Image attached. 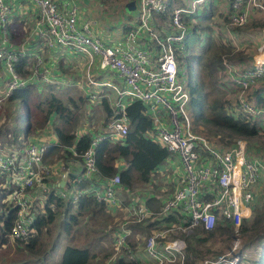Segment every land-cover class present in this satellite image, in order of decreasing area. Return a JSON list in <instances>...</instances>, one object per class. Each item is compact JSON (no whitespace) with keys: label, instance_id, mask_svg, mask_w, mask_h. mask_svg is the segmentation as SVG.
Instances as JSON below:
<instances>
[{"label":"built area","instance_id":"obj_1","mask_svg":"<svg viewBox=\"0 0 264 264\" xmlns=\"http://www.w3.org/2000/svg\"><path fill=\"white\" fill-rule=\"evenodd\" d=\"M27 1L30 9L28 19L36 43L44 51L66 49L80 55L84 60L88 102H96L105 96L112 104V116L106 125L93 133L83 151L77 152L73 145L77 137L88 133V130L76 133L72 145L64 146L72 156L69 159L78 160L81 164L79 173L65 180L67 188L57 185L64 173L70 171L64 161L57 160L54 164L45 162L47 148L58 146V143L47 139L49 125L26 140L23 136L18 138V144L14 146L0 147V188L6 190L4 201L8 203L7 208L15 211L9 238L27 240L35 234L36 219L45 216L47 210L52 212L56 209L55 199L74 202L84 194L103 202L109 210H124L125 221L120 225L119 232L113 234L112 242L113 247H123L127 253L132 252L125 243L130 233L123 225L154 221L171 210H179L183 214L180 223L153 231L144 238L141 236L142 254L129 255L132 260L140 261L145 257L154 264H184V240L173 236L175 232L187 233L195 227L211 231L220 218L228 220L231 228L237 231L242 218L249 215V211L245 214L244 210L253 203L254 186L264 179V160L251 156L241 139L234 140L229 147L217 146L192 130L191 118L184 111L189 103V92L178 71V56L184 54L193 17L210 0L180 1L171 7L166 0H130L134 6L131 12L135 14L125 22V30L120 32L118 29L119 35L115 38L96 33L95 28L99 26L94 17H78L74 0ZM212 1L227 4V25L230 28L227 36L235 42L239 37L231 28L243 26L250 9L264 11V0ZM7 2L0 0V59L10 80L5 87H0V110L12 89L39 81L42 85L60 83L52 77L50 67L43 64L41 51L38 57L34 55L32 69L28 67L31 63L25 66L28 70L25 77L13 70L17 55L25 54L20 50L15 53L9 46L8 49L6 47V24L11 13ZM153 14L164 15L167 21L163 24L154 22ZM258 35L259 42L247 63L245 60L232 63L222 58L221 70L234 90L233 97L239 110L250 118L264 122V86H261L264 85V25ZM27 61L31 62L28 56ZM95 61L97 69L93 67ZM257 86L263 88L253 97L251 90ZM248 96L252 98L247 100ZM258 99L261 105L255 103ZM134 100L145 104L151 120L152 138L170 156L177 157L182 170L180 186L156 211L137 202L122 206L117 174L108 178L98 177L96 184L81 185L97 177L93 156L96 144L102 139L122 141L124 138L127 130L124 108ZM67 192H70L68 196ZM168 234L172 237H167ZM203 261V264L252 263L236 237H233L224 254Z\"/></svg>","mask_w":264,"mask_h":264},{"label":"trees","instance_id":"obj_2","mask_svg":"<svg viewBox=\"0 0 264 264\" xmlns=\"http://www.w3.org/2000/svg\"><path fill=\"white\" fill-rule=\"evenodd\" d=\"M179 1L180 0H166L168 7H171ZM14 7H16V5H14ZM207 18L208 15L206 19ZM153 20L154 22L163 24L167 21V17L153 14ZM258 26V23H247L243 27ZM241 28L242 27H232L231 30H234V34L239 37L242 31L240 32L238 30H241ZM191 31H193V29ZM8 32L12 37V29L9 27ZM238 41H243V38L239 37ZM209 44L214 45L210 46ZM213 47L216 48L212 49ZM10 49L15 53L19 51L16 47ZM223 55H226V59L232 63L244 61L246 59L244 58L243 50L232 52L227 46L206 41L205 43L199 44V46L194 49L186 46L184 54L178 56V71L179 76L184 79L189 92L188 108L190 109L193 128L201 127L208 138L212 139L213 137L216 139L217 144H221L219 146L229 147L236 138L251 139L259 135V133H262V122L258 118H250L239 110L233 97L234 90L220 70L222 68L221 57ZM26 56V54L17 55V60L13 62V70L21 77H25L28 74V70L25 66L28 65L29 62ZM45 58H48V56ZM191 62L194 64L195 68L193 74L189 72V63ZM45 64L50 67L48 61H46ZM57 65L60 68V61ZM50 69L52 70V77L60 80L58 69L56 71L54 68L50 67ZM36 85H38V83H28L22 87L12 89L9 92L6 102L10 103V110L12 106V111H17L15 105L17 101L21 102L23 110L20 116L13 117V121L15 122L13 126H11L12 128H5L3 131H0V147L7 144L9 146H14L16 143L18 144L17 120L23 119L24 127L21 132L25 140L35 136L48 125L51 127L58 146L52 145L47 148L44 155L46 164H54V161L57 160L65 161L72 157L64 146L72 145L73 139L76 138L75 130L79 120V106L74 102L71 96L63 98V93L57 95L53 94V88L50 84L43 85L47 88L45 92L49 91L44 94L37 92L38 90L36 89L38 88H35ZM262 88L263 87H258L252 90L253 97L259 94ZM251 98V96H248L247 100ZM77 100L81 102L82 98L80 95H78ZM97 102L98 105H101L104 114L102 124L100 125V127H102L110 120L112 110L105 96ZM261 104L262 102H260V105ZM10 110L6 112V117L10 116ZM124 116L127 126L124 138L122 141H113L109 140V138L102 139L96 144L93 156L97 177L92 178L90 181L87 180L82 182V186L86 187L93 183L96 184L99 181L98 177L108 178L117 174L119 177V187L121 186L127 190H134L142 184H149L156 174L157 168L169 159L170 154L151 136V120L146 113V106L142 101H130L124 108ZM53 118L54 123L52 122ZM92 135L90 133L79 135L77 141L73 145L74 149L77 152L86 149ZM261 146V148L264 149V141L261 143ZM51 154H54L57 160H46ZM120 162L124 164V167L119 166ZM5 191L4 188H0V195L4 197ZM148 200L149 199L139 202L137 194H133L132 197L126 196L122 199L121 205L126 206L131 202H139L148 207ZM54 201L56 209L52 212L47 210L45 216L36 219L34 223L35 234L25 241H15V256L8 255L11 253V249L6 246L8 244L7 237L9 238V230L15 219V211L7 208L6 214L0 215V264H31L30 260L40 264L42 258L47 253L46 249L50 247L49 237L53 233L52 224L58 216H62L60 227L67 237L72 238L73 234L74 243L78 245H82L83 241L87 243L82 246H64L56 264H140L137 262V259H130L126 249L123 247L119 249V252L117 251L119 254L113 261L105 263L106 259L108 260L113 253L117 254L116 251L114 252L115 248L112 247V238L114 233L119 232L120 225L125 221L124 216L120 218L117 217L119 220L118 222L112 221V218L115 217L114 213L110 212L103 202L98 201L92 195L84 194L74 202L59 199H55ZM159 206L160 205L149 207L153 208L152 211H155ZM256 207L253 208V206H251L252 216L251 225L249 227H243L242 224H244L245 219L243 218L241 220V232L246 230L258 232L260 228H262L264 232V202L258 208ZM102 213H105L104 218H101ZM108 213L112 218H110ZM182 218L183 214L179 210H171L163 217L154 221L127 223L123 225L124 228L129 229L130 233V235L125 238L127 249L133 248L135 241H137L139 237H146L153 231L176 225L181 222ZM91 220L94 222L101 221L103 225H106V222H112V224L109 225V229L104 231V234L101 229H98V231L96 229L89 230L88 227L87 230H80V227L87 226L84 221L87 222ZM230 230L231 223L228 220L220 218L217 219L216 225L211 231H205L201 227H195L193 234L188 236H183L182 232L178 231L177 234L180 235L176 234V237L182 238L185 244L184 264H194L197 259L201 260L206 254L213 253L204 246L205 241L216 235H220V233H226V236L230 238L228 235ZM110 235H112V246L103 247L104 251L98 255L96 250L100 249L101 246L98 247L96 244H91V240L96 236V241L104 242L108 237L110 238ZM173 236L175 235L173 234ZM167 237L172 236L168 234ZM49 251L52 255L53 249H49ZM262 257H264V250ZM251 264H254L253 260Z\"/></svg>","mask_w":264,"mask_h":264},{"label":"rangeland","instance_id":"obj_3","mask_svg":"<svg viewBox=\"0 0 264 264\" xmlns=\"http://www.w3.org/2000/svg\"><path fill=\"white\" fill-rule=\"evenodd\" d=\"M19 2L17 4V8L13 10V12L10 13L8 16V21H7V29L8 27L12 29V37L9 35V32H7V38H8V43H7V49L8 46L10 48L16 47L18 50H20L23 54H26L28 58L31 59L30 68H33V58L34 55L38 57V52H42V62L45 64L46 61H48L49 65L51 68H54L56 71L58 69L59 75L61 78L60 84H50L51 87L53 88V94L57 95L59 93H63V98L66 96H71L74 99V102L77 103L79 106V120L76 125V129L80 127L79 129L75 130L76 133H80V131H85L88 130V133L91 135L93 132L96 133L100 129V125L102 124L103 120V112H102V107L101 105H98V102H93L89 103L88 102V91L87 85L85 84V66L84 63L82 64V57L80 55H75L72 54L71 52L67 51L66 49H63V51L60 50H53L51 52H44V50L41 48V45L35 42V38L32 37V29L30 22L27 20L29 10L28 5L29 2L27 0H18ZM180 2V1H179ZM178 2V3H179ZM12 9V5L15 3V0H9L7 2ZM74 3L77 4V14L78 17H85V18H92L94 17L97 20V24L99 27L95 28V32H100L102 36L104 37H109V38H115L118 37L119 32L118 30H113V28L117 27L119 24H121L124 21H121L120 16L123 18H127L128 21L130 20L131 16L135 14V12L132 11V2L130 0H74ZM30 4L32 5L33 9L35 10V4L31 1ZM83 6L85 7L83 9ZM93 9H92V8ZM21 9V10H20ZM83 10V11H82ZM200 10V8L198 9ZM219 10L216 9V12L213 13L214 15L211 14H206L203 16L202 20L196 21L194 19V22L192 25L193 31H191V35L189 36V40H187V46L189 48H196L199 46L201 43H205L206 41L209 42H215L217 44H221L223 46L229 47V49L232 52H237L240 50L244 51V58L245 62L249 60V56L255 52L256 45L254 41L258 39L257 37L253 36L254 32L260 31L261 27L264 25L260 24L258 27H247L244 28L243 26L246 25L248 22H246L242 27L241 30L243 34L248 35L249 39H245L241 41V43L235 42L232 39H230L227 36V31L230 29L228 24V14L225 12V17L222 15H219ZM208 15V18L206 19ZM118 18V19H117ZM263 20H256L252 21L249 23H264V18H261ZM249 20V19H248ZM247 20V21H248ZM118 22L119 24H117ZM130 23V22H129ZM248 23V24H249ZM131 24V23H130ZM132 25V24H131ZM232 27V26H231ZM125 27L121 26L120 32H122ZM236 28V27H233ZM252 29V30H250ZM234 31V30H233ZM30 39V40H29ZM210 46L214 44H209ZM235 47H237L235 49ZM216 47H213L214 49ZM29 53V54H28ZM37 53V54H36ZM26 56V57H27ZM48 56V58H45ZM72 58V59H70ZM224 58L226 59V55H223L221 59ZM49 59V60H48ZM244 60V59H243ZM60 61V68L58 67V62ZM86 62V61H85ZM97 62L95 61L93 67L97 69ZM0 87H5L6 82L9 79V74L6 70L3 69V60L0 62ZM194 64L191 62L189 63V72L191 74L194 73ZM222 69V68H221ZM220 69V70H221ZM221 73L224 74L221 70ZM96 77V76H94ZM112 78V76H111ZM67 81V83H66ZM39 84L36 85L35 88H38L37 92L40 94H44L46 92L45 88L46 86H43L42 83L39 81ZM78 95L81 96L82 100L81 102L78 101ZM102 97H100L101 99ZM99 99V100H100ZM115 101V98L113 97V102ZM126 102V100H125ZM109 107L112 110V104L108 102ZM16 105V112L13 110L12 111V106L10 110V103L5 102L3 108L0 110V131H3L5 128H12L14 122L13 117L15 116H20L21 112L23 110L21 102L17 101L15 102ZM10 110L9 112V117H6V112ZM185 113L191 118L190 115V109L188 108L187 104L184 107ZM15 112V114H14ZM6 117V118H5ZM52 122L54 123V118L52 119ZM52 125V124H51ZM24 127V121L23 119H18L17 120V128H18V134L17 138L22 137V132ZM191 128L193 131L198 133L200 136H204L206 139H208L213 145H221L217 144V141L215 138L212 137V139L208 138L206 136L205 132L201 127H194L192 125V119H191ZM49 129L46 136L48 141H50L52 138H55L53 135V132L51 130V127L47 128ZM261 132L259 135H257L254 138L251 139H243V138H236V139H241L243 140L248 148V152L251 156L257 157L260 160H264V149L261 147V143L264 141V122H262V128ZM234 139V140H236ZM233 140V141H234ZM9 146L8 144L5 145V148ZM11 146V145H10ZM57 160V157L54 154H51L46 158V160ZM46 162V161H45ZM55 162V161H54ZM164 171H160L156 173L149 184H142L138 187H136L134 195H138L137 198H139L141 195H145L146 193L151 192L149 195H153L155 199H160L163 197V195L170 194L173 188H171V182H175V180L171 181L172 177L168 179V183L165 182V180L162 178V173ZM161 173V174H160ZM264 183V179L260 182V184ZM6 194V192H5ZM4 194V196H5ZM70 194V192H67V196ZM264 194V192H263ZM4 198L2 195H0V215L1 214H6V209L8 207V203L4 201ZM152 198V199H153ZM154 199V200H155ZM264 202V195L256 197L255 202L252 204L253 208L256 206H260ZM258 206V207H259ZM256 207V208H258ZM252 208V209H253ZM107 213V212H106ZM115 217L112 218V216L108 213L110 218H112V221H119L118 218L120 217H125L124 213L122 211H116L113 212ZM254 215V214H253ZM251 216H252V211L250 209V215L247 218H244V224H242L243 227H249L251 225ZM105 217V213L101 214V218ZM118 217V218H117ZM62 220V216H58L52 224V229L53 233L49 237L50 241V247L49 249H53L52 255L49 251L47 250L46 255L42 258L40 264H56L59 255L61 251L63 250L64 246L66 245H72V246H82L85 245L87 242L83 241L82 245H78L74 243V235L72 234V238L67 237L61 227H60V222ZM247 220V222H246ZM86 227H80V230H87L89 227L90 229L97 230L101 229V231H106L109 229V225L112 224V222H106V225L101 222L97 221L94 222L93 220L85 222ZM83 223V224H84ZM240 227L237 229V231H234V229L231 228L228 236H226V233H220V235H216L215 237L208 239L205 241L204 246L207 247L208 249L211 250V252L216 253V254H206L203 259H197V261L194 264H203V260L205 259H210L213 258L217 255L224 254L230 247L232 243L233 237L238 238L240 245H243V248H245V255L249 257V259H252L254 264H264V257H262L263 250H264V232L262 231L263 229L260 228V231L258 232H251L249 230H246L244 232L240 231ZM214 229V228H213ZM212 229V230H213ZM194 228L191 230L189 229L187 233L183 232V236H188L193 234ZM177 232H175L176 236ZM219 234V233H218ZM180 235V234H177ZM112 235H110V238L106 239L104 242H98L96 241V236H94V239H92L90 242L91 244H96V246H101L100 249L96 250V253L99 255L101 252L104 251L103 247L107 246H112L111 242ZM144 238V236H143ZM142 238V239H143ZM139 237L137 241H135V244L133 246L132 252L128 251V255L132 256H140L142 254V239ZM46 240V238H45ZM110 240V241H109ZM113 240V238H112ZM7 242L8 248L11 249V253L8 255L10 256H15L14 254V243L15 240H12L11 238L7 237ZM111 242V243H110ZM5 246V247H6ZM113 247V246H112ZM115 248V247H114ZM113 248V250H114ZM106 251V250H105ZM119 252V249L115 248L114 252ZM112 254L109 259L105 261V263H109L110 261H113L115 257L119 254ZM145 259V257H143ZM23 259V258H22ZM21 259V260H22ZM20 260V261H21ZM263 260V261H262ZM31 264H38L32 262L30 260ZM140 264H154L151 260H148L144 263H142V258L140 261H137ZM29 264V263H28ZM111 264V263H110Z\"/></svg>","mask_w":264,"mask_h":264},{"label":"crops","instance_id":"obj_4","mask_svg":"<svg viewBox=\"0 0 264 264\" xmlns=\"http://www.w3.org/2000/svg\"><path fill=\"white\" fill-rule=\"evenodd\" d=\"M7 1H9V0H7ZM181 2H185V1H187V0H180ZM16 2H19L18 0H15V3L12 5V9H11V12H13V10L14 9H16L17 8V4L18 3H16ZM14 5H16V7H14ZM19 5V4H18ZM85 7L83 6V9H84ZM92 8V7H91ZM93 9V8H92ZM216 9H218L220 12H219V15H222L223 17H225V12H227V4L225 3V2H217V1H212V0H210V1H207L203 6H202V8H200V10H197V12H196V14H195V16L193 17V21H194V19L198 22V21H200V19L203 17V16H205L206 14H211V15H214L213 13H215L216 12ZM21 10V9H20ZM83 11V10H82ZM29 17H27V20L30 22V20L28 19ZM261 18H264V11H260V10H256V9H250L249 10V16H248V23L249 22H252V21H256V20H263V19H261ZM118 19V18H117ZM120 19H121V21H124V22H122L121 24H119L118 22H116L117 24H119L116 28H113V30L115 31V30H118L119 28H121V26H124V24H125V22L127 21V18H125V17H121L120 16ZM202 20V19H201ZM260 24H264V23H259V25ZM30 25H31V22H30ZM250 30H252V29H250ZM253 36H255V37H257L258 39H256L255 41H254V43H255V45L257 46V43L259 42V35H258V32H254V34H252ZM239 37H241V38H243V40H245V39H249V36L248 35H245V34H243L242 32L239 34ZM35 42H36V40H35ZM49 52V51H48ZM64 52V51H63ZM29 54V53H28ZM70 59H72V58H70ZM84 63V60H83V58H82V64ZM261 86H264V85H262L261 84ZM257 87H260V86H257ZM252 91V90H251ZM255 103L257 104V105H260V101H259V99L257 100V101H255ZM52 143H56V138H52L51 140H50ZM119 166L120 167H124V164H122L121 162L119 163ZM68 168H69V170H71L72 168L71 167H69L68 166ZM160 171H164L163 173H162V178L165 180V182H167L168 181V179L170 178V177H172V179H171V181H173V180H175V182L173 183V182H171V188H173V190L171 191V193L169 194H166V195H163V197L162 198H158V199H155V198H153L154 196L151 194V195H149L151 192H149V193H146L145 195L143 194V195H141L140 197H139V202H143V201H145V200H147V199H149L148 200V202H149V206H151V207H155V206H157V205H160L161 206V204L167 199V198H169L171 195H172V193H173V191L175 190V189H177L179 186H180V179H181V177H182V170H181V168H180V165H179V161H178V159H177V157L176 156H170L169 157V159L166 161V162H164L161 166H159L158 168H157V170H156V173H158V172H160ZM161 174V173H160ZM59 180V178L58 179H56V181H58ZM168 183V182H167ZM136 189V188H135ZM135 189L134 190H127V189H125V188H122L121 186H120V188H119V190H118V192H119V194H120V196H121V199H124L126 196H129V197H132V195L134 194V192H135ZM253 191H254V200H253V203L255 202V200H256V197H258V196H261V195H264L263 194V192H264V183L263 184H258V185H256V186H254V189H253ZM138 196V195H137ZM153 198V199H152ZM120 199V200H121ZM155 199V200H154ZM139 202H137V203H139ZM142 204V203H141ZM148 204V203H147ZM146 206V205H145ZM147 207L149 210H153V208H150V207ZM159 206V207H160ZM251 206H252V204L251 205H249L248 207H247V210H244V213L246 214L248 211H249V215H250V209H251ZM113 210V212H116V211H122V213H124V215H125V212H124V210H120V209H118V208H114V209H112ZM112 210L110 209V212H112ZM156 211V210H155ZM249 215L248 216H246V217H244V218H247V217H249ZM243 219V218H242ZM149 259H147V258H143L142 257V263H144V262H146V261H148Z\"/></svg>","mask_w":264,"mask_h":264},{"label":"water","instance_id":"obj_5","mask_svg":"<svg viewBox=\"0 0 264 264\" xmlns=\"http://www.w3.org/2000/svg\"><path fill=\"white\" fill-rule=\"evenodd\" d=\"M132 2V1H131ZM132 4H133V2H132ZM132 7H134V6H132ZM132 10H133V8H132ZM64 165L66 166V167H71L72 169L70 170V171H68V172H66V173H64V175L60 178V180L58 181V186L59 187H65V188H67L68 187V183L67 182H65V180L66 179H72V178H74L75 177V175L77 174V173H79V171H80V168H81V164H80V162L78 161V160H75V159H67V160H65L64 161Z\"/></svg>","mask_w":264,"mask_h":264}]
</instances>
